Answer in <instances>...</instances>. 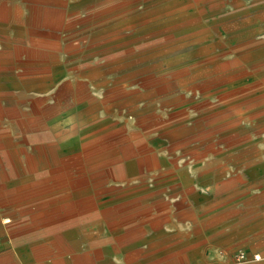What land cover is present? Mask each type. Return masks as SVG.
Here are the masks:
<instances>
[{
    "label": "rangeland",
    "instance_id": "obj_1",
    "mask_svg": "<svg viewBox=\"0 0 264 264\" xmlns=\"http://www.w3.org/2000/svg\"><path fill=\"white\" fill-rule=\"evenodd\" d=\"M264 264V0H0V264Z\"/></svg>",
    "mask_w": 264,
    "mask_h": 264
},
{
    "label": "built area",
    "instance_id": "obj_2",
    "mask_svg": "<svg viewBox=\"0 0 264 264\" xmlns=\"http://www.w3.org/2000/svg\"><path fill=\"white\" fill-rule=\"evenodd\" d=\"M261 258L262 256L259 253H254L252 256H250L244 250H238L234 256V262L235 264H246L251 261H259Z\"/></svg>",
    "mask_w": 264,
    "mask_h": 264
},
{
    "label": "crops",
    "instance_id": "obj_3",
    "mask_svg": "<svg viewBox=\"0 0 264 264\" xmlns=\"http://www.w3.org/2000/svg\"><path fill=\"white\" fill-rule=\"evenodd\" d=\"M253 262V261H252ZM247 264V263H246Z\"/></svg>",
    "mask_w": 264,
    "mask_h": 264
}]
</instances>
